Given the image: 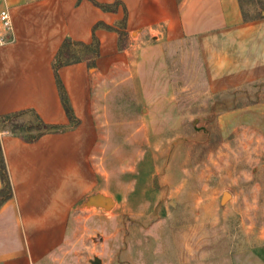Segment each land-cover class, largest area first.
Returning a JSON list of instances; mask_svg holds the SVG:
<instances>
[{"label": "rangeland", "instance_id": "rangeland-1", "mask_svg": "<svg viewBox=\"0 0 264 264\" xmlns=\"http://www.w3.org/2000/svg\"><path fill=\"white\" fill-rule=\"evenodd\" d=\"M146 45L95 88L90 195L115 204L87 196L42 264H264V80L213 91L194 41Z\"/></svg>", "mask_w": 264, "mask_h": 264}, {"label": "crops", "instance_id": "crops-1", "mask_svg": "<svg viewBox=\"0 0 264 264\" xmlns=\"http://www.w3.org/2000/svg\"><path fill=\"white\" fill-rule=\"evenodd\" d=\"M115 1H119L115 11L97 5ZM244 3L0 0V9L9 8L13 23L11 40L0 46V115L34 109L47 123L69 124L53 59L66 38L88 43L96 35L100 40L95 67L80 61L59 69L80 120L77 126L47 132L34 142L0 135L14 190L0 207V264H42L65 243L74 211L98 183L91 162L98 138L93 117L97 83L115 68L129 65L135 50L138 66L144 68L147 54L156 56L157 50L146 45L147 39L194 41L206 85L213 91L264 80V12L250 15ZM124 17L128 34L123 48L117 31L93 28L98 22L114 26Z\"/></svg>", "mask_w": 264, "mask_h": 264}, {"label": "trees", "instance_id": "trees-1", "mask_svg": "<svg viewBox=\"0 0 264 264\" xmlns=\"http://www.w3.org/2000/svg\"><path fill=\"white\" fill-rule=\"evenodd\" d=\"M119 1L112 4L97 3L105 10H116ZM245 16L246 13H245ZM126 17L120 20L116 25L111 26L103 22H98L94 25V29L99 26L106 27L117 31L119 34V45L121 48L125 45L127 39V31L125 30ZM100 40L94 35L91 42L75 41L71 38H66L60 46L57 54L53 59V68L56 75L60 97L70 120V123L53 124L45 122L34 109L19 110L7 114L0 115V135L3 133L13 134L21 137L27 142L37 141L43 134L47 132H61L63 130L75 127L80 120L76 117L73 107L62 82L59 69L68 64L75 62L86 61L89 66L95 67L96 58L99 56ZM0 177L2 185L0 187V207L14 194L13 184L10 178L9 170L5 161V157L0 141Z\"/></svg>", "mask_w": 264, "mask_h": 264}, {"label": "built area", "instance_id": "built-area-1", "mask_svg": "<svg viewBox=\"0 0 264 264\" xmlns=\"http://www.w3.org/2000/svg\"><path fill=\"white\" fill-rule=\"evenodd\" d=\"M12 31L13 23L11 13L9 8L5 6L0 9V46L11 40Z\"/></svg>", "mask_w": 264, "mask_h": 264}, {"label": "water", "instance_id": "water-1", "mask_svg": "<svg viewBox=\"0 0 264 264\" xmlns=\"http://www.w3.org/2000/svg\"><path fill=\"white\" fill-rule=\"evenodd\" d=\"M230 195L231 193L229 191H225L221 199L222 203L225 202L227 197ZM86 204L90 206L103 207L109 210L113 208L115 201L112 197H108L103 194L96 193L88 197Z\"/></svg>", "mask_w": 264, "mask_h": 264}]
</instances>
